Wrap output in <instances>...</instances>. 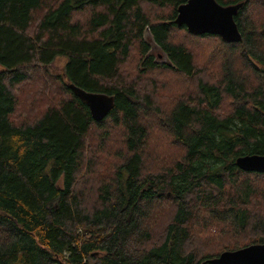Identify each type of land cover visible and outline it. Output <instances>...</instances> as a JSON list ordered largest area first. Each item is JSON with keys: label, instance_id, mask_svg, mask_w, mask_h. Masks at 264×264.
Segmentation results:
<instances>
[{"label": "trees", "instance_id": "1", "mask_svg": "<svg viewBox=\"0 0 264 264\" xmlns=\"http://www.w3.org/2000/svg\"><path fill=\"white\" fill-rule=\"evenodd\" d=\"M186 1L0 0V264H202L264 243V173L236 164L264 155V0H217L242 3L231 42L178 25Z\"/></svg>", "mask_w": 264, "mask_h": 264}, {"label": "water", "instance_id": "2", "mask_svg": "<svg viewBox=\"0 0 264 264\" xmlns=\"http://www.w3.org/2000/svg\"><path fill=\"white\" fill-rule=\"evenodd\" d=\"M242 3L223 5L217 0H187L177 9L175 22L185 25L195 34H216L225 41H240L242 34L235 16ZM72 90L84 101L96 120L105 118L114 105L113 97L90 92L71 83ZM237 166L245 171L264 173V155H242L236 159ZM212 264H264V243L251 244L236 250L223 251L219 256L204 261Z\"/></svg>", "mask_w": 264, "mask_h": 264}, {"label": "rangeland", "instance_id": "3", "mask_svg": "<svg viewBox=\"0 0 264 264\" xmlns=\"http://www.w3.org/2000/svg\"><path fill=\"white\" fill-rule=\"evenodd\" d=\"M146 38L148 39L150 37L149 31L146 32ZM150 44L152 46L151 51L154 52L157 55L158 60L160 61H166V56L163 55V52L159 49V47L154 43L150 41ZM158 54L161 55V57H158ZM68 61V57L65 55H58L53 63L50 65L49 69L52 73L58 74L61 73L66 66V63ZM6 67L0 63V71L5 70ZM97 264V262H96Z\"/></svg>", "mask_w": 264, "mask_h": 264}]
</instances>
